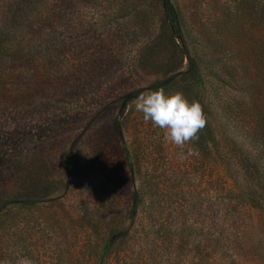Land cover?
I'll use <instances>...</instances> for the list:
<instances>
[{
    "label": "rangeland",
    "instance_id": "1",
    "mask_svg": "<svg viewBox=\"0 0 264 264\" xmlns=\"http://www.w3.org/2000/svg\"><path fill=\"white\" fill-rule=\"evenodd\" d=\"M32 1L0 84V264H264V201L238 230L220 201L224 155L251 152L239 103L264 106V0H168L181 37L161 0ZM161 87L207 117L183 149L135 110Z\"/></svg>",
    "mask_w": 264,
    "mask_h": 264
},
{
    "label": "trees",
    "instance_id": "2",
    "mask_svg": "<svg viewBox=\"0 0 264 264\" xmlns=\"http://www.w3.org/2000/svg\"><path fill=\"white\" fill-rule=\"evenodd\" d=\"M161 1L164 14L170 22L173 33L181 37L179 24L171 4L168 0ZM34 2L37 1L0 0V84L2 86H8L11 80L12 54L18 48L25 49L28 35V26L26 25L30 23V18L27 14ZM191 69L192 67L188 66L186 74L193 78L194 71ZM165 85H168V81L162 83V86ZM4 92L6 93L7 90ZM239 108L249 113L241 118L244 120L243 129L251 152L244 154L245 156L239 151H236V154L235 152H225L224 162L221 166L223 177H225V180L223 179L222 181L224 197L220 199L222 207L221 218L222 223L226 226L229 224V228L232 230H238L241 226L246 227L253 222L255 211L259 209V204L264 201V196H256V188L259 186L258 181L260 178V168L256 164V160L264 157V106L257 107L254 103L246 102L239 103ZM252 152L255 153V156H250ZM212 162L210 160L208 169L213 175L210 176L208 184L210 187H214L210 188L211 191L220 192V168L216 171L213 167L215 164ZM238 178H242V182L246 184L248 192L245 196L236 192ZM227 181L232 183L228 184ZM230 236L236 235L232 233ZM229 238H224V242L228 241ZM235 239H239V237ZM223 247L226 251L235 253L234 250H230L227 246ZM210 248L213 250L214 247L211 246Z\"/></svg>",
    "mask_w": 264,
    "mask_h": 264
},
{
    "label": "clouds",
    "instance_id": "3",
    "mask_svg": "<svg viewBox=\"0 0 264 264\" xmlns=\"http://www.w3.org/2000/svg\"><path fill=\"white\" fill-rule=\"evenodd\" d=\"M135 110L146 122L163 130L164 139L179 149L199 139L198 133L206 127L207 117L197 100H189L180 91L169 94L161 87L141 92L134 101ZM189 155H198L195 149ZM19 264H33L24 258Z\"/></svg>",
    "mask_w": 264,
    "mask_h": 264
},
{
    "label": "water",
    "instance_id": "4",
    "mask_svg": "<svg viewBox=\"0 0 264 264\" xmlns=\"http://www.w3.org/2000/svg\"><path fill=\"white\" fill-rule=\"evenodd\" d=\"M107 249V248H106ZM99 264H102V259L100 260Z\"/></svg>",
    "mask_w": 264,
    "mask_h": 264
}]
</instances>
